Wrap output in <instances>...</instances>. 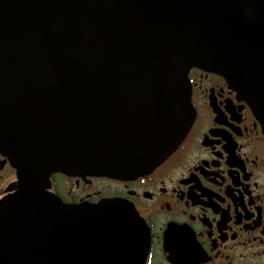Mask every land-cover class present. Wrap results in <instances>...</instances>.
I'll list each match as a JSON object with an SVG mask.
<instances>
[{"label": "water", "instance_id": "95a60500", "mask_svg": "<svg viewBox=\"0 0 264 264\" xmlns=\"http://www.w3.org/2000/svg\"><path fill=\"white\" fill-rule=\"evenodd\" d=\"M222 77L264 136V0H0V264H143L128 207L64 204L50 176L132 180L195 110L188 73Z\"/></svg>", "mask_w": 264, "mask_h": 264}, {"label": "flooded vegetation", "instance_id": "af4514ba", "mask_svg": "<svg viewBox=\"0 0 264 264\" xmlns=\"http://www.w3.org/2000/svg\"><path fill=\"white\" fill-rule=\"evenodd\" d=\"M194 122L178 148L132 180L50 176L64 204L114 201L145 224L143 264H264V136L225 80L188 73ZM16 171L0 154V201Z\"/></svg>", "mask_w": 264, "mask_h": 264}]
</instances>
